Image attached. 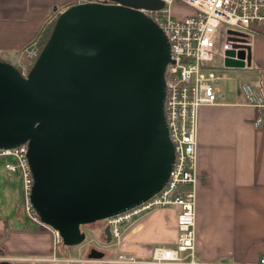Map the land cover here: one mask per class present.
Listing matches in <instances>:
<instances>
[{
	"label": "water",
	"instance_id": "1",
	"mask_svg": "<svg viewBox=\"0 0 264 264\" xmlns=\"http://www.w3.org/2000/svg\"><path fill=\"white\" fill-rule=\"evenodd\" d=\"M162 6L71 5L25 76L0 61V147L27 143L32 205L64 245H80L81 225L140 204L167 181L174 161L164 117L169 43L139 10ZM226 54L227 68L244 66L243 50ZM103 234L110 243L108 224Z\"/></svg>",
	"mask_w": 264,
	"mask_h": 264
},
{
	"label": "crops",
	"instance_id": "2",
	"mask_svg": "<svg viewBox=\"0 0 264 264\" xmlns=\"http://www.w3.org/2000/svg\"><path fill=\"white\" fill-rule=\"evenodd\" d=\"M73 1L86 2L0 0V56H16L15 61H25L22 50L46 22ZM246 31L249 68L241 69L251 75L244 82L264 98V27ZM240 83L243 82L233 92H222L214 86L216 103L198 111V264H257L264 255V107L246 104L239 92ZM1 204L0 200V264H122L102 260L110 261L122 252L148 259L152 247H171L176 242L177 210L162 208L126 224L124 239L118 246L104 243L101 227L100 233L96 230L104 243L98 246L103 257L85 256L81 245L82 256H63L65 250L59 249L61 243L55 245L52 230L4 218ZM54 253L62 260H52Z\"/></svg>",
	"mask_w": 264,
	"mask_h": 264
},
{
	"label": "built area",
	"instance_id": "3",
	"mask_svg": "<svg viewBox=\"0 0 264 264\" xmlns=\"http://www.w3.org/2000/svg\"><path fill=\"white\" fill-rule=\"evenodd\" d=\"M96 1V0H85ZM162 8L139 9L153 20L166 36L169 43L170 62L164 71L165 97L164 117L168 137L174 148V161L166 183L149 199L121 213L108 217L111 245L118 246L124 239V226L162 208H174L176 214V242L171 247L151 248L148 259L138 258L131 253H117L112 260L124 264H198L195 260V205L197 182V133L199 108L216 103L213 85L223 78L217 74L220 62L224 65L229 50L244 51V66L247 65L248 42L229 41V31L245 33L264 27V0H161ZM182 3L194 12L183 19H175L171 6ZM241 38L240 36H236ZM237 45L234 49V45ZM18 62L20 73H28L27 64L38 56V46L30 42L21 52ZM233 58H237L235 55ZM239 92L245 103L257 108L264 107V98L250 83H242ZM27 143L16 147H0L3 170L9 175H18L22 182L20 208L30 224L48 228L54 234L55 245L61 238L57 231L43 223L32 205L31 189L33 177L28 163ZM184 254V255H183ZM185 259H188L187 261ZM52 260L60 261L54 253ZM92 261V260H83ZM257 264H264V255Z\"/></svg>",
	"mask_w": 264,
	"mask_h": 264
},
{
	"label": "rangeland",
	"instance_id": "4",
	"mask_svg": "<svg viewBox=\"0 0 264 264\" xmlns=\"http://www.w3.org/2000/svg\"><path fill=\"white\" fill-rule=\"evenodd\" d=\"M194 11L189 8L187 5L182 3H176L173 6H171V13L175 19H183L188 13H193ZM229 32V30H228ZM245 33H243L242 36L236 37V36H228V40L233 41H241L245 42L246 38V30H244ZM2 59L6 60L9 63L15 64L18 66V62L15 61L16 56H1ZM222 64L220 62L215 64V67H219V70H217V74L221 73L223 78L220 80H217L215 83H213L214 86H217L222 90V92H233L236 90L237 84L239 82L247 81V79L250 77V72L246 71L245 69L241 68H221ZM242 84V83H240ZM239 88V87H238ZM3 158H0V200L2 202L1 206L4 209V218L8 217L11 221L14 223H20L21 222H28L30 225L29 220L25 216L23 210L20 208V201L22 199V182L21 178L16 174L9 176L4 170H3ZM18 215V216H16ZM19 217V220L16 218ZM11 222V223H13ZM104 221H98L96 223L86 225L84 227V232L86 233V242L83 244H80L82 246V249L84 250L85 256L88 254L89 247H96V246H102L103 241L99 240L97 237V232L100 233V227L103 226ZM97 226V227H96ZM97 230V232H95ZM59 249L63 248L65 251H62L63 256H69V257H80L82 254L79 252V245L74 246H67L61 243L59 246ZM99 248V247H98ZM83 253V254H84ZM18 264H24V263H18Z\"/></svg>",
	"mask_w": 264,
	"mask_h": 264
},
{
	"label": "trees",
	"instance_id": "5",
	"mask_svg": "<svg viewBox=\"0 0 264 264\" xmlns=\"http://www.w3.org/2000/svg\"><path fill=\"white\" fill-rule=\"evenodd\" d=\"M77 4L76 1H73V2H68L67 4H65V7H69L71 5H75ZM59 15V13L57 12L52 20L50 19L48 22H46L43 27L39 30V32L37 33L36 37L32 40V41H35L37 43V46H38V55L41 51V49L43 48V46L45 45V43L47 42L50 34H51V31H52V28L54 26V23H55V20L57 18V16ZM37 58V57H36ZM35 59H33L32 61H29V63L27 64V70L29 71L30 68L32 67L33 63L35 62ZM0 61H4V62H7L6 60L2 59V57L0 56ZM9 63V62H8ZM12 64V63H10ZM15 68H17L19 70V72L21 71V68L15 64H12ZM96 223V222H95ZM105 224V223H104ZM86 225H81V230L83 231L84 230V227ZM103 228H104V225L101 226V231L103 233ZM103 240H105V235L103 234ZM86 242V239L81 243H85ZM105 242V241H104ZM60 243H62V240L60 241ZM93 248V247H92ZM95 250V249H94ZM89 254V253H88ZM87 254V255H88Z\"/></svg>",
	"mask_w": 264,
	"mask_h": 264
},
{
	"label": "flooded vegetation",
	"instance_id": "6",
	"mask_svg": "<svg viewBox=\"0 0 264 264\" xmlns=\"http://www.w3.org/2000/svg\"><path fill=\"white\" fill-rule=\"evenodd\" d=\"M96 1H97V0H96ZM105 223H106V222H105ZM92 224H93V223H92ZM88 225H90V224H88ZM104 243H105V242H104ZM104 243H103V244H104ZM92 247H93V246H92ZM92 247H89V250H88V253H89V254H90V252H91L92 250H94V249H95V250H98V249H99L98 246L93 247V248H92Z\"/></svg>",
	"mask_w": 264,
	"mask_h": 264
}]
</instances>
